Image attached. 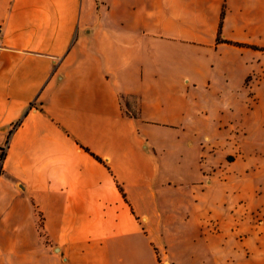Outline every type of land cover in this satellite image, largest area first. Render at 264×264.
Masks as SVG:
<instances>
[{
  "label": "crops",
  "instance_id": "crops-1",
  "mask_svg": "<svg viewBox=\"0 0 264 264\" xmlns=\"http://www.w3.org/2000/svg\"><path fill=\"white\" fill-rule=\"evenodd\" d=\"M200 90L264 119V0H0V264L229 263Z\"/></svg>",
  "mask_w": 264,
  "mask_h": 264
},
{
  "label": "rangeland",
  "instance_id": "rangeland-1",
  "mask_svg": "<svg viewBox=\"0 0 264 264\" xmlns=\"http://www.w3.org/2000/svg\"><path fill=\"white\" fill-rule=\"evenodd\" d=\"M132 102V107L138 106L137 98ZM197 102L201 109L199 117H195L200 119L197 130H202L200 142L206 149L207 164L212 167L208 166L206 179L215 185L210 194L228 199L225 207H218V215L204 221L216 241L211 242L231 251L227 252L230 264H264V119L258 122L252 117L255 109L250 106L240 107L232 114L225 110V99H215L206 90L199 91ZM210 110L215 117L205 118ZM2 149L0 153H6L5 147ZM208 256L213 259L208 264L218 263L219 257L215 260L212 252L206 253L205 260H209ZM226 257L219 258V262L227 264ZM201 262L183 251L178 264ZM162 264H168L167 260Z\"/></svg>",
  "mask_w": 264,
  "mask_h": 264
},
{
  "label": "trees",
  "instance_id": "trees-1",
  "mask_svg": "<svg viewBox=\"0 0 264 264\" xmlns=\"http://www.w3.org/2000/svg\"><path fill=\"white\" fill-rule=\"evenodd\" d=\"M221 39L218 37V41H220ZM239 46H242V44H238ZM21 124V121H19L18 123H16V125H14V127H13V129L11 130V132H10V135H11V133H13V131L19 126ZM7 143H9V139H8V142ZM81 148L83 149V150H85L86 152H88L89 154H91L98 162H100V163H102V164H104L106 167H108V165L106 164V162L101 158V157H99V156H97L96 154H94V153H92L88 148H86V147H83V146H81ZM3 150L4 149H0V151H2L3 152ZM6 157V153H0V159H4ZM118 188L120 189V191L122 192V194L124 195V197H126L125 196V193H124V190H123V188L121 187V185H119L118 184Z\"/></svg>",
  "mask_w": 264,
  "mask_h": 264
},
{
  "label": "built area",
  "instance_id": "built-area-1",
  "mask_svg": "<svg viewBox=\"0 0 264 264\" xmlns=\"http://www.w3.org/2000/svg\"><path fill=\"white\" fill-rule=\"evenodd\" d=\"M0 174H1V172H0Z\"/></svg>",
  "mask_w": 264,
  "mask_h": 264
}]
</instances>
